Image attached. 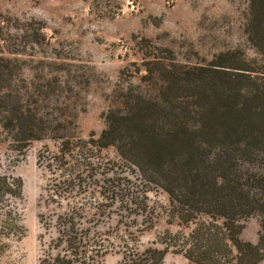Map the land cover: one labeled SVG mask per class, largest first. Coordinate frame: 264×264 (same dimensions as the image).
<instances>
[{"label": "trees", "instance_id": "16d2710c", "mask_svg": "<svg viewBox=\"0 0 264 264\" xmlns=\"http://www.w3.org/2000/svg\"><path fill=\"white\" fill-rule=\"evenodd\" d=\"M246 32L264 56V0H249ZM3 37L0 26V53ZM144 56L141 84L120 93L119 105L106 113V128L97 138L94 134L88 140L62 136L56 152H39V166L48 159L52 162L48 171L55 175L46 193L59 203L75 200L81 168L93 165L103 149L112 146L147 188L168 194L169 204L159 207L169 226H177L174 231L167 228L142 252L125 256L123 264H163L169 251L195 264H261L264 70L244 62L234 51L193 66L179 63L172 51L157 46ZM17 61L0 54V130L17 147L25 148L45 138L49 126L41 113V88L32 90ZM143 85H152L154 91ZM23 188L21 177L0 171L4 240L24 232L18 208L13 206L23 200ZM67 205H56L59 210L54 209L48 220L41 213V224L50 236L41 264L98 263L100 249L88 240L91 228L82 221V212L95 206ZM151 209L147 205L143 212L152 216ZM250 217L260 224L256 243L241 238L244 221Z\"/></svg>", "mask_w": 264, "mask_h": 264}, {"label": "rangeland", "instance_id": "374dc122", "mask_svg": "<svg viewBox=\"0 0 264 264\" xmlns=\"http://www.w3.org/2000/svg\"><path fill=\"white\" fill-rule=\"evenodd\" d=\"M0 14V54L18 60L32 90L41 88V113L49 126L45 138L25 148L0 130L1 174L24 183L23 200L13 205L24 232L6 240L0 236V264H41L50 236L40 216L48 220L59 210L56 205L95 206L82 212L84 226L91 228L88 240L100 249L95 264H123L125 256L153 245L167 228L176 230L159 207L169 204L168 194L147 188L115 147L103 149L93 165L81 168L79 196L61 203L45 190L55 182L48 171L52 162L43 159L39 166L38 155L56 152L62 136L97 138L106 128V113L119 105L120 93L141 84L145 51L154 46L172 51L184 65H204L221 52L234 51L264 70V56L246 32L249 0H0ZM147 205L152 216L143 212ZM259 230V220L250 217L241 238L256 243ZM163 264L195 263L169 251Z\"/></svg>", "mask_w": 264, "mask_h": 264}]
</instances>
